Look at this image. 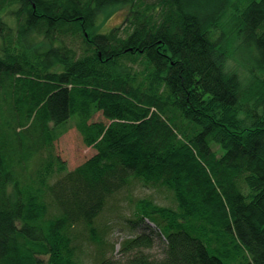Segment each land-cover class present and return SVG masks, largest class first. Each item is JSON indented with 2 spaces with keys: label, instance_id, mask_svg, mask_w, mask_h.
I'll return each instance as SVG.
<instances>
[{
  "label": "trees",
  "instance_id": "1",
  "mask_svg": "<svg viewBox=\"0 0 264 264\" xmlns=\"http://www.w3.org/2000/svg\"><path fill=\"white\" fill-rule=\"evenodd\" d=\"M116 6L124 22L102 30ZM229 7L264 66V0H0V264H83L80 228L98 240L109 198L137 181L177 208L139 199L144 231L94 264H264V104L224 69ZM70 122L96 150L73 170L54 143ZM156 236L162 258L145 251Z\"/></svg>",
  "mask_w": 264,
  "mask_h": 264
},
{
  "label": "rangeland",
  "instance_id": "2",
  "mask_svg": "<svg viewBox=\"0 0 264 264\" xmlns=\"http://www.w3.org/2000/svg\"><path fill=\"white\" fill-rule=\"evenodd\" d=\"M225 1V0H224ZM234 5V1L232 2ZM215 7L211 11L214 10ZM233 8V6H232ZM228 8L226 10V17L221 15L222 18H229L226 23V32H224L223 46L227 49L230 41L236 42L228 45L229 49L226 52V59L224 69L228 74H235L239 77V87L241 90V98L245 100L248 108H259L261 104H264V99L261 101L257 97V90H253L251 87V81L255 78L253 75L263 77L264 66L261 57L256 56L257 52L251 48L247 50L240 45L239 38L235 32L239 29V20L236 17L235 7ZM127 7L116 6L104 10L99 20L103 22L104 28L102 30L118 26L124 22L127 14ZM225 12V11H224ZM208 14V12H207ZM213 15V13H210ZM220 25V24H219ZM223 30V28L220 27ZM226 36V37H225ZM247 66V67H246ZM262 97V95L260 96ZM258 103V106H257ZM249 113L245 110L235 113V119L241 120L240 125L250 126L252 124L249 118ZM94 120L106 121L103 113L98 111L93 116ZM237 136V133L231 134ZM55 152L65 161L67 169L73 170L77 166L83 164L91 156L96 153L94 147L87 145L84 142V138L73 122H70L65 126V130L59 133L58 138L55 140ZM60 173L57 172L55 179L59 177ZM160 186V185H159ZM151 199L160 206H170L171 208H177L178 202L176 201L173 192L166 186H145L142 182H135L129 188L116 193L109 198L107 205L103 212L97 218L95 226L101 233V237L98 240L89 238V234L86 230H82V239L78 241V258L83 264H94L95 259L100 255L113 257L114 260H122L124 253L122 251L124 243L136 237L144 229L142 226L134 225L133 220L135 212V202L139 199ZM145 223L152 226L155 232L159 231V228L152 223L149 219L145 220ZM150 232V231H149ZM150 234V233H148ZM100 241L102 243H97ZM106 244H110V247H106ZM152 257L162 258L164 254V242L158 236L155 237V245L152 248L146 249Z\"/></svg>",
  "mask_w": 264,
  "mask_h": 264
}]
</instances>
